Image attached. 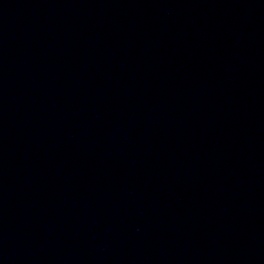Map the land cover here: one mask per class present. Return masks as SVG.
I'll return each instance as SVG.
<instances>
[{
    "label": "water",
    "instance_id": "1",
    "mask_svg": "<svg viewBox=\"0 0 264 264\" xmlns=\"http://www.w3.org/2000/svg\"><path fill=\"white\" fill-rule=\"evenodd\" d=\"M0 264H264V0H0Z\"/></svg>",
    "mask_w": 264,
    "mask_h": 264
}]
</instances>
